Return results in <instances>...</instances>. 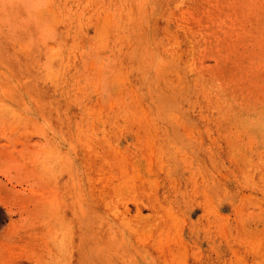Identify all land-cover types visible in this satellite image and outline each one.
Here are the masks:
<instances>
[{"label":"rangeland","instance_id":"obj_1","mask_svg":"<svg viewBox=\"0 0 264 264\" xmlns=\"http://www.w3.org/2000/svg\"><path fill=\"white\" fill-rule=\"evenodd\" d=\"M0 264H264V0H0Z\"/></svg>","mask_w":264,"mask_h":264},{"label":"bare ground","instance_id":"obj_2","mask_svg":"<svg viewBox=\"0 0 264 264\" xmlns=\"http://www.w3.org/2000/svg\"><path fill=\"white\" fill-rule=\"evenodd\" d=\"M42 23V22H41ZM39 26V25H38ZM43 27H45V26H43ZM34 29H35V27H34ZM47 32V31H46ZM51 32V31H50ZM52 33H50V35H51ZM37 35V34H36ZM36 113V112H35ZM48 124V123H47ZM51 127V126H50ZM46 128H49V127H46ZM57 134V132H56V130L54 129V131H52V134H50V135H48L47 137H46V143H48L49 145H50V149H49V151L50 152H52L53 154H54V156H55V158H56V160H57V163H59V164H61L62 166V168L65 170V172L67 173V171H68V173L70 172V161H69V156H68V153H67V148H65V149H63L62 147H61V143H63V144H66V142H67V138L65 137V135L64 134H62V133H60V135H56ZM66 147V146H65ZM24 150V149H23ZM16 164V163H15ZM19 166V165H18ZM21 167V166H20ZM18 168V167H17ZM32 184H34L33 182H32ZM34 185H36V184H34ZM28 186V185H27ZM70 185H69V181H68V189L70 188L69 187ZM73 186V185H72ZM34 187V186H33ZM65 188H67V187H65ZM34 189V188H33ZM36 189V188H35ZM31 191V190H30ZM69 192H70V190H69ZM40 197V196H39ZM61 201L65 204L66 203V196L65 195H62L61 196Z\"/></svg>","mask_w":264,"mask_h":264}]
</instances>
